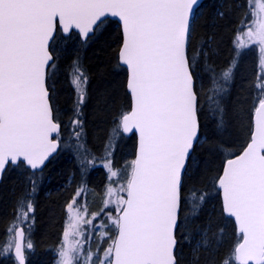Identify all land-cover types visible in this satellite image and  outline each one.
<instances>
[{
	"label": "snow or ice",
	"instance_id": "obj_1",
	"mask_svg": "<svg viewBox=\"0 0 264 264\" xmlns=\"http://www.w3.org/2000/svg\"><path fill=\"white\" fill-rule=\"evenodd\" d=\"M201 7V0H0V177L10 165L32 170L30 187L18 195L0 241V256L14 250L17 264H26V252L35 249L31 237L38 173L58 150L68 149L82 178L99 163L107 170L108 184L99 212L89 216L87 205L78 204L86 191L83 181L66 204L55 264H182L181 239L192 243V233L182 230L208 198L207 191L190 185L199 167L203 122L213 120L218 134L224 130V101L241 50L258 45V63L264 68V0L236 5L243 7L233 37L236 55L220 70L208 63L205 44L193 43ZM110 18L120 25L117 67L126 66L131 99L114 118L98 156L86 140L83 107L89 76L79 52L67 72L76 93L72 115L67 121L60 116L58 44L69 39L63 34L76 29L80 47H85L103 35ZM256 88L250 142L211 181L222 190V212L234 218L240 234L223 264H264V83ZM123 134H134L137 141L134 158L120 168L114 153ZM208 147L212 151L222 145ZM109 205H114V215L105 212ZM103 216L108 223L100 225L102 236L111 243L101 255V245L94 249L89 240ZM209 232L200 233L189 264H199L200 249L215 239Z\"/></svg>",
	"mask_w": 264,
	"mask_h": 264
},
{
	"label": "trees",
	"instance_id": "obj_2",
	"mask_svg": "<svg viewBox=\"0 0 264 264\" xmlns=\"http://www.w3.org/2000/svg\"><path fill=\"white\" fill-rule=\"evenodd\" d=\"M244 0H205L200 9L197 32L193 43L205 44L209 52L208 63L217 70L229 65L236 51L233 37L241 19ZM224 11V16L218 15ZM70 37V36H69ZM121 32L118 24L110 20L106 22L103 35L90 41L87 46L80 47V39H68L60 45V59L56 77V100L60 108L62 120L67 121L72 115V108L76 93L69 83L67 75L69 66L79 52L81 61L87 70L89 80L87 85L88 97L83 107V120L86 140L89 148L96 155H103L104 145L108 141L111 130L114 128V118L122 110L126 111L130 104L129 94L126 91V70L118 64V49L121 44ZM246 53L255 56L250 49L241 51L238 57ZM254 61V60H253ZM251 63L245 62V67ZM247 70V69H246ZM254 68L242 75L235 69L234 80L231 83L228 95L225 97L224 130L218 134L215 122L206 119L201 128V137H204L203 147H197L196 156L199 167L191 174L190 185L195 184L208 192V198L198 216L190 219L184 232L192 233V243L181 239L180 254L182 264H189L192 259V248L200 240V233L210 229L209 236L215 234L211 245L199 252V264H223L229 258L231 250L240 241L235 222L222 212V202L218 188L212 187V178L220 174L224 160L236 154L248 141L252 127L254 100L257 95L255 81L251 83ZM238 76L236 77V75ZM62 135L66 133L62 132ZM218 143L220 149L209 150L208 145ZM136 146L135 135H122L115 146L114 164L127 153L134 156ZM101 166L91 168L82 178L79 166L73 153L68 149L59 150L47 163L41 173L33 199L35 203V220L33 224L34 251L28 254V264H49L51 248L57 238L62 218V202L71 187H66L70 176L73 184L86 182L90 178L101 179ZM31 175L23 164L13 167L4 175L0 185V241L4 238L5 224L12 220L18 195L29 188L28 177ZM185 211H189L187 208ZM223 230V235L219 231ZM111 236L113 231H111ZM231 264V262H230Z\"/></svg>",
	"mask_w": 264,
	"mask_h": 264
},
{
	"label": "rangeland",
	"instance_id": "obj_3",
	"mask_svg": "<svg viewBox=\"0 0 264 264\" xmlns=\"http://www.w3.org/2000/svg\"><path fill=\"white\" fill-rule=\"evenodd\" d=\"M69 39H75L76 41L79 40V37L75 34L71 35L69 37ZM64 41L61 40V42L58 44V50L60 49V45L63 43ZM248 49L251 50V52L255 54V56H249V54L247 55L246 53H244L243 55H241V59H240V64L235 67V69L238 70V74H244L248 68L253 67L254 71H253V75L251 77V83L254 79V81L257 78V81H255V84L257 85L258 83H264V68H261L259 66L258 63V55H259V51H258V45H253L250 46ZM248 49L246 50H241L244 52H248ZM240 56V55H239ZM254 60V61H253ZM249 62L251 63V66L248 65L245 67H241L243 66V64L245 62ZM238 74L236 75V77L238 76ZM253 81V82H254ZM74 91V89H73ZM75 93V91H74ZM204 137H201V142L203 141ZM133 159V157H130L127 153L123 154V156L121 158H119L118 162L119 164L115 166L122 168L126 162H130ZM100 165L101 169L100 172H102L101 175V179L100 181L95 180L90 178V180L88 181V183L86 184V182H83L86 191L85 193L81 196V198L78 201V204H86L87 208H88V213L89 216L91 215V213H95V212H99L100 209L104 206V200L106 199L105 196V189H106V185L108 184V174H107V170L101 165V164H97L96 166ZM124 180L121 179L119 181V183H123ZM81 183H75L73 184V177L70 176V178L67 181V185L66 187H71L68 191H67V195L65 197V199L62 202V218H61V225H60V229L57 235V238L51 248V257H50V263L49 264H55V260H56V246L57 244L60 242L61 237H62V233L63 230L66 226V204L71 202L73 196L75 195V192L77 191V189L81 186ZM118 184L117 183H113V187H117ZM114 209V205H109L107 209H105V212H112V214L114 215L115 212L113 211ZM108 220H107V216H103L102 219H97L95 221V224L97 225V227L93 230V236L92 239L89 240V244L95 249L96 244H100V254H103V250L105 248L108 247V245L111 243L110 239H107V237H103L102 233L104 232V229L102 227H100L101 224H107ZM6 229V228H5ZM111 231H113V235L112 237L114 238L115 235V229L111 228V230L109 231V235L111 234ZM32 233H33V229H32ZM4 236H5V232H4ZM111 236V235H110ZM4 238V237H3ZM32 240H33V234H32ZM30 252H28L29 254Z\"/></svg>",
	"mask_w": 264,
	"mask_h": 264
},
{
	"label": "flooded vegetation",
	"instance_id": "obj_4",
	"mask_svg": "<svg viewBox=\"0 0 264 264\" xmlns=\"http://www.w3.org/2000/svg\"><path fill=\"white\" fill-rule=\"evenodd\" d=\"M72 34H73V33H72ZM75 35H77V34H75ZM77 36H78V35H77ZM13 167L15 168L16 166H9V167H7V169H6L5 172H4V175H5L7 172L11 171ZM28 170H29V172L32 174V170H31V169H28ZM43 170H44V169H43ZM4 175H3V177H2V179H1V181H0V185H1V182H2V180H3V178H4ZM12 219H13V218H12ZM11 221H12V220H9L8 223L5 224V227H4V228H7V227L9 226V223H10ZM28 261H29V259H28V252H26V264H28ZM0 264H17V262L15 261L14 255H13V251L10 252L7 256H0Z\"/></svg>",
	"mask_w": 264,
	"mask_h": 264
},
{
	"label": "water",
	"instance_id": "obj_5",
	"mask_svg": "<svg viewBox=\"0 0 264 264\" xmlns=\"http://www.w3.org/2000/svg\"><path fill=\"white\" fill-rule=\"evenodd\" d=\"M203 1H205V0H201V4H202V2ZM110 19H113V20H116L117 21V18H110ZM119 24V23H118ZM74 31H76V32H78V30H76V29H73ZM72 30V31H73ZM64 35H67V34H64ZM125 69H126V66H123ZM126 72H127V70H126ZM126 79H127V76H126ZM125 86H126V83H125ZM126 90H127V88H126ZM127 92H128V90H127ZM129 97H130V95H129ZM131 99V98H130ZM254 130V115L252 116V131ZM124 136H130V135H132V134H123ZM136 136V135H135ZM251 136V135H250ZM136 141H137V137H136ZM248 142H250V139H249V141ZM246 146H247V144H246ZM245 146V147H246ZM244 147V148H245ZM243 148V149H244ZM243 149L238 153V154H236V155H239V154H241L242 153V151H243ZM135 150H136V147H135ZM55 155V154H54ZM53 155V156H54ZM134 156H135V153H134ZM235 156H233V157H230V158H234ZM51 159V158H50ZM49 159V160H50ZM48 162H46V164H47ZM225 163H226V161L224 162V165H225ZM224 165H223V167H224ZM222 171H223V168H222ZM222 171H221V173H222ZM4 174V173H3ZM3 177V176H2ZM2 177H0V181H1V179H2ZM220 197H221V200H222V190H220ZM226 215V214H225ZM233 220H234V218H233ZM234 222H235V220H234ZM236 224V223H235ZM236 227H237V231L239 232V229H238V225L236 224ZM13 254H14V250H13ZM250 264H252V262H250Z\"/></svg>",
	"mask_w": 264,
	"mask_h": 264
}]
</instances>
